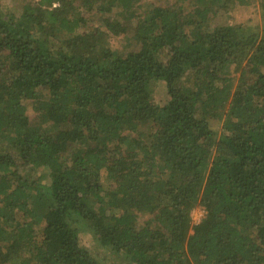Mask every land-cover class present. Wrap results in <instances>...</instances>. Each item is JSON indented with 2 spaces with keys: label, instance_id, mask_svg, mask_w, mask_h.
I'll return each mask as SVG.
<instances>
[{
  "label": "trees",
  "instance_id": "trees-1",
  "mask_svg": "<svg viewBox=\"0 0 264 264\" xmlns=\"http://www.w3.org/2000/svg\"><path fill=\"white\" fill-rule=\"evenodd\" d=\"M248 1L0 5V264H264V32L208 27Z\"/></svg>",
  "mask_w": 264,
  "mask_h": 264
},
{
  "label": "rangeland",
  "instance_id": "rangeland-1",
  "mask_svg": "<svg viewBox=\"0 0 264 264\" xmlns=\"http://www.w3.org/2000/svg\"><path fill=\"white\" fill-rule=\"evenodd\" d=\"M28 1H37V0H2L1 1V7L3 11H6L8 13H11L15 16L19 15L20 13V6L23 2ZM165 0H137V5L135 6V12H143L146 8L149 7L151 4L155 3H162ZM121 13H114V17L120 19ZM264 0H249L247 4L239 5V4H231L228 6L227 11L224 9H219L216 15L211 19V22H209L208 27H212L215 25H223L225 23L238 25L239 29L245 33V34H256L257 36H261L264 32ZM113 16V15H112ZM128 36L122 35L115 37L113 35H110L106 41L105 44H108L111 46V48H125L126 42L125 38ZM128 45V44H127ZM225 73L228 74V76L231 79V90L236 85L238 76H239V70L237 69L236 64H231L229 67H227L225 70ZM151 91L150 95L152 97V101L155 103H162L166 98L167 94L165 91V85L163 81L157 80L153 81L151 83ZM26 106V111L28 114H34V111L31 106L30 100L24 101ZM211 126L216 131V137L219 138V135L221 134V120L211 119ZM149 124H141L138 125L136 128L142 132H147L150 129ZM127 135H133L134 133L129 130L126 131ZM144 137V135H143ZM125 143H122L124 145ZM214 150V148L212 149ZM33 174V173H32ZM36 174V173H35ZM103 180V175H101ZM44 177L42 180L43 182L48 183V179H45ZM45 179V180H44ZM204 210L200 206H195L191 212H190V218L192 224L197 223L200 218L203 216ZM150 215H142V219H148ZM84 230V229H83ZM80 239L83 243H85V246H87V249L89 252L95 256L100 262L103 264H126L124 263L117 254L113 252H109L106 248H100L97 246V244L93 241V239L87 235L85 232L80 233Z\"/></svg>",
  "mask_w": 264,
  "mask_h": 264
}]
</instances>
